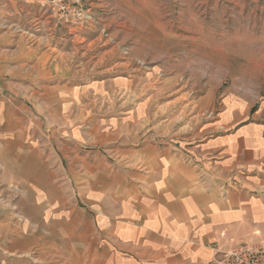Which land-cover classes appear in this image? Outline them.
Segmentation results:
<instances>
[{
	"label": "crops",
	"instance_id": "crops-1",
	"mask_svg": "<svg viewBox=\"0 0 264 264\" xmlns=\"http://www.w3.org/2000/svg\"><path fill=\"white\" fill-rule=\"evenodd\" d=\"M40 2L0 0V264H210L264 245V122L228 99L209 136L153 142L110 111L133 79L76 80L85 39Z\"/></svg>",
	"mask_w": 264,
	"mask_h": 264
},
{
	"label": "rangeland",
	"instance_id": "rangeland-1",
	"mask_svg": "<svg viewBox=\"0 0 264 264\" xmlns=\"http://www.w3.org/2000/svg\"><path fill=\"white\" fill-rule=\"evenodd\" d=\"M64 3L74 9V24L49 0L40 2L85 39L74 43L83 46L74 55L76 80L133 79L117 90L110 111L138 113L153 142L189 146L199 132L209 136L203 129L227 109L228 99L264 122V0Z\"/></svg>",
	"mask_w": 264,
	"mask_h": 264
},
{
	"label": "built area",
	"instance_id": "built-area-1",
	"mask_svg": "<svg viewBox=\"0 0 264 264\" xmlns=\"http://www.w3.org/2000/svg\"><path fill=\"white\" fill-rule=\"evenodd\" d=\"M50 7L59 14H64L74 24V9L65 5L64 0H49ZM210 264H264V245L242 243L223 251L218 259Z\"/></svg>",
	"mask_w": 264,
	"mask_h": 264
}]
</instances>
